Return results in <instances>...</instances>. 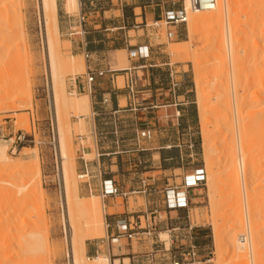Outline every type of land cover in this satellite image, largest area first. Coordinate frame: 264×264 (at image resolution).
<instances>
[{
	"label": "rangeland",
	"instance_id": "rangeland-1",
	"mask_svg": "<svg viewBox=\"0 0 264 264\" xmlns=\"http://www.w3.org/2000/svg\"><path fill=\"white\" fill-rule=\"evenodd\" d=\"M126 1L132 5H136L141 2V0ZM134 1L136 3H134ZM38 2L39 0H14L13 3V8L17 7V10L16 8L14 10L16 13H18V15H20V18L18 19V32L14 35L11 42V48H13L12 51L16 49L14 51V56L16 57L13 56L15 59V66H12V71H6L3 73L4 75L0 74L2 75L0 76V89H3V94L0 95V103L3 102L4 104V108L0 110V146H8L7 153L12 160V163L14 162L16 164H20L23 160H27L23 161L27 164H32L35 149L37 150V152H39L38 154L41 168V181L45 194L43 195V197L40 196V193L38 192H36L35 194L32 192L30 193L29 198V195L23 194L24 196H27L25 198L28 203V205L26 206L27 210H25L24 214H30L32 211V214L30 215L33 216L34 220L32 219L31 222H28V225L31 226L21 227L19 221L12 223L9 220V213L11 211V208L17 205L21 197V194H18V186H21L28 182L25 172H23L20 167H17L15 168V170H13V174L10 177V180L13 182V184H10L11 186L9 184L5 186L7 187L9 185V188L7 189H9L10 191L17 188V190L15 189L14 192L12 191L14 195L12 194L10 197H14L15 195L16 196L13 199H10V192H8V190L6 189L7 192L5 190L4 191L7 194L9 193L8 199L6 194H4V191L2 190V192L0 190V243L7 238H11L15 234L13 237H15V239L17 238L16 241H21L22 246L27 244L28 247V243H34V241L36 240H29L28 242V240H23L21 236L23 235L26 238V234H28L29 231L33 230L36 233L40 234L39 237H44L40 239H44V241L46 240L47 243H44L43 241L39 245V249L37 251L22 250L11 260L5 258L8 255V251H11L10 247L5 248L0 246V264H17V260L23 257H29L30 264H70V251L72 246L71 243L67 240L65 226L63 223L64 217L66 216L67 212L66 204L62 199L63 180L60 175L62 167L60 165V162L58 161V148L55 152L53 144V132H55L57 135V122L51 109L50 87H52V82L48 67L49 61L47 58V51H45V45H43L44 40L42 37V24L40 22L41 20H39L40 15L38 14ZM173 2L175 4V8H178L183 4V0H171L166 2L165 4H172ZM109 6L110 4H108V7ZM118 6L119 5H115L114 8L116 9ZM135 12L139 17L137 20V22L139 23L138 28L132 27L130 29L127 28L125 31L122 29L103 32L107 34L105 36H108L106 37L109 41L108 46L115 47L116 44L110 42L111 40H118L120 42H123L124 44H127L128 46L125 53L115 52L111 53V55H107V57H105L104 63L108 68H111L113 70L121 68H133L135 66L137 67L139 65H144L145 67H137L135 70H133L138 71L136 73L139 78L138 89L151 88L152 91L155 92L158 87L166 86L170 82H175L176 84H178L175 92L176 96L185 93L186 97L185 99L181 98V102H186V107L189 109L188 111H185V113L181 112L179 121L178 123H176L177 121H175L176 124L174 126L171 125L172 121L170 119H161L159 122H157L161 124V127L159 129L156 128L154 135L150 140L142 137L138 139V134L142 131L143 128L146 129L145 125H138L144 124L146 119L145 115L141 114L140 119H137L135 117H133L132 119L131 117H123V129L117 123L113 129L114 134L112 135L114 139H123V147H112L111 145H105L104 149L100 150L101 152L118 151L121 158H116V163L114 161V165L117 164L118 166L110 167L111 162L108 159H110L113 155L111 157H101V162H105V167H107L108 173L110 172V170H113L112 174H118L122 172H147L145 176L149 179L160 178V182L154 185L155 187H158L157 190L160 191L165 187V182H169L170 184H179L185 174H189L194 168L198 166L205 167L206 175L208 176V164H206L207 161L203 153L204 146L196 97L197 93L195 81V63L198 61L197 64L200 68L205 67V70H202L204 76H209L212 79L215 74L214 68H224L228 64L229 60H227V56L225 57L220 53L218 54V52L215 53L213 51H204V48L209 46L212 40L211 36L214 34V29H209V26L200 25L199 27L192 29V32L187 23V25H183L180 27V35L178 37L169 39L167 37L169 29L166 27L164 22H161L157 27L151 24V22L148 23L149 25H146L145 22L141 23V10L139 12L136 10ZM241 12L239 13L241 17L240 20L244 19V13L242 14ZM19 13L23 14L22 17ZM73 13L77 14L78 11H75ZM113 14H118V12H109L105 13L104 15L102 14V16H105V21H109L112 18H115L113 17ZM90 21L92 20L89 19L85 29L86 31L90 30L91 32H93V25L89 24ZM159 21H162V18L159 19ZM20 22H23L22 25ZM95 26L99 28L98 24H96ZM21 28L22 31H19V29L21 30ZM76 30L81 31L80 28H76ZM71 32L74 31L71 30ZM70 33L64 34L60 32L59 34L62 40L61 45L65 56L67 57L68 54L71 53L75 55L77 59L81 58L85 61L84 55H77L71 51V46L70 48L66 46V42L70 43L71 38L79 37L78 34L70 35ZM252 37H255L256 41H254ZM15 38L17 39L15 40ZM262 39L263 38L259 36L258 41L257 35H251V38L249 36L246 42H239L240 53L238 54V56H240V62L242 61L243 64H246L245 60H248L249 58L251 59V55L253 54V52H255L256 50L261 52V50H263L264 39ZM253 44L256 48L253 47ZM143 46H147L149 48L150 55L148 58H146V61L139 62L135 59L136 56L134 55V51L135 49ZM68 51H70V53ZM206 56L208 58H206ZM201 57H204V59H202ZM205 59L210 62H207L209 64V67L207 63L203 64ZM199 63H201L203 66ZM205 65H207V68H210V70L208 69L209 71H207ZM260 65L263 66V62L259 63V68L261 67ZM242 69L243 68H241L238 72V75L240 77L244 76L243 74L247 73V71L245 72V70ZM85 73L86 71L77 73L75 76L71 74L66 75L65 92L69 98L74 97V94L82 95L77 93L76 90L71 89V85L75 79L84 76ZM117 73L119 74L120 72ZM104 75L105 74H103L102 76ZM147 77H154L155 83L150 82V85H148L147 81H144ZM205 80H207L208 82L209 78H206ZM161 83H164V85H161ZM125 84L127 85L126 77L120 76L117 78L116 86L123 87L125 86ZM18 86L20 87V89L16 88ZM5 89H7L8 91ZM251 90L254 91V89ZM251 90L245 89L240 92V95H242V97L244 96L243 98L246 99L244 103L245 110H248L250 106L249 102L251 101ZM157 93L159 94V102L157 104L159 106L166 105V100L169 98V95H166L167 91L159 90L157 91ZM223 98L224 97L212 99V97H207L206 101L210 104L213 103L211 104L213 110L220 109L221 112L226 113L228 114V116H230V113L233 109L232 105L227 106L229 107L230 111L228 108H226V106L219 105L221 101H223ZM214 99L215 101L217 100V103L214 101ZM140 102L142 101L139 100L138 103ZM120 104L122 106L126 105V102L125 100H123V98H121ZM64 105L65 106L62 105L61 107L60 117H62L61 120L62 122H64V124L68 123L71 126V128H68L65 124V127L68 131H70L69 134H71L72 138L69 140V144L71 146L69 149L71 151H69V153L70 155H72L71 157L75 161V177L79 187V193H77V195L86 199L89 198L91 194L99 196V194L95 191L91 192L88 190L86 194L81 193L80 188L85 185L84 182L85 180H88V178L81 179L78 177V175L82 173L79 170L78 158L81 156L79 146L82 141L81 139L92 137L89 129L87 128L90 119L92 118V114L89 113L83 116L85 121L83 122L84 132L89 134V136L84 132H79L77 128V125L79 123L78 118L72 113L68 104ZM66 105H68V107ZM133 107L135 106L133 105ZM222 107H224V110H222ZM182 118H187V125H189L190 128H188V126H182ZM231 121L227 124V128L226 126H224V128L222 127V130L219 131L213 129L211 143L216 144H213L216 153L213 154L211 163L213 161V163H215L216 160L218 161L225 148L229 146L231 142H233V138L235 139L234 132L232 133L229 131V126L231 125V123H233V121ZM164 128H166V130H164ZM231 128L233 127L231 126ZM226 130H228V132ZM21 132H24L25 134V138L23 140L18 139V136L21 135ZM254 133L255 131L250 133L251 135L249 134L247 136V139L251 138ZM252 138L253 152L256 156L255 160L257 163L264 167V156H262V154L264 153L263 138L261 135L257 137L253 136ZM133 139H135L136 141L134 142ZM189 143L193 144V149H189L185 146V144ZM166 144L181 145V147H177L178 152L174 156V159L169 161L170 163L168 164L170 165L168 166L171 168H168L167 170H165L163 163H161V160L159 159V155L157 153L161 150L160 147ZM55 145H57V143H55ZM94 159L95 155L86 158V160L89 161V164H91ZM220 177L221 175H219V178ZM92 183L94 182L92 181ZM32 184L29 185L31 186ZM227 184L226 181L221 182L220 178L215 183L214 190L211 191L209 190V187L207 186L205 181L202 186L196 188V190L191 192L192 203L190 204V208L187 212L182 214V218H184V222H186V224L182 226V228L178 232L184 235L187 234L189 236V242L178 244L179 246H197L198 254L200 255H198V258H196L195 260L197 264H250L249 254H247L248 259H241V257L238 256L237 252H235L233 248L228 249L227 247L226 249V246H224V242H221L219 243L220 245H218V242L216 240V233L219 234L220 232L219 237L221 236L223 237V239L229 237L231 238L240 229V227L236 223H234V219L232 217V212L235 207L234 203L236 202L233 201V199H236V194L235 191H232L229 184ZM241 191L242 187L240 188V192ZM233 193L235 195H233ZM25 194H27V192H25ZM74 195H76V193L73 194V197H75ZM211 195L215 196L213 197V199L215 200L214 205L211 203ZM157 196V194L153 195L151 197V201H157L160 198H158ZM129 197V208H126V211L129 210L131 212H135L144 205V199L141 194H132ZM117 203H120V205L115 208H109V210L107 209V212L109 214L115 212H123L125 210L124 205H121V198L117 200ZM214 223L216 226L214 225ZM233 224L237 226L232 227L231 225ZM10 228L13 229L10 230ZM78 230L79 231L77 233V237L80 239H85V250L86 243L90 242L94 246L102 245L101 247L103 250V254L106 253L105 247L102 244V241L105 237L90 239L89 237H86V232H84L81 228ZM158 231L161 232V238L166 240V242L168 243L169 237L167 232L164 229ZM21 232L23 233L21 234V236H19V233ZM17 233L18 235H16ZM153 240H155L154 236H146L145 239L139 242L134 241L132 245L131 242L123 240V245L125 247L124 252H127L129 248H132V246L134 251H144L147 249L149 250L150 245L153 243ZM221 244H223L224 248H222L223 246ZM85 256L94 257L96 255L93 256L86 251ZM88 263L90 264L89 260Z\"/></svg>",
	"mask_w": 264,
	"mask_h": 264
},
{
	"label": "bare ground",
	"instance_id": "bare-ground-1",
	"mask_svg": "<svg viewBox=\"0 0 264 264\" xmlns=\"http://www.w3.org/2000/svg\"><path fill=\"white\" fill-rule=\"evenodd\" d=\"M13 3L14 0H0V74H3L9 70L12 71V66L14 65L15 60L14 57H16L14 56V51L16 49L12 51L13 48H11V42L14 35L18 32V19L20 18V15L15 12L14 9L16 8L17 10V7L13 8ZM37 6L39 12L38 14L40 15H38L40 17L39 20H41L40 22L42 24V37L44 40L43 45H45V51H47V58L49 61L48 67L52 82V87H50V101L51 109L57 122L56 146L58 148V161L62 167L60 171V175L63 180L62 199L66 204L67 212L63 223L65 226L67 240L72 246L70 251V264H89L88 260L90 261V264H113L111 261V255L108 252L105 254L101 252L94 257H86L84 244L85 239H80L77 237V233L79 231L78 229L80 228L86 232V237H89L90 239L107 237V211L101 196L91 194L90 197L86 199L77 195V193H79V187L75 177V161L71 157L72 155L69 153V151H71L69 150L71 147L69 140L72 138L71 134H69L70 131L66 129L65 124L68 128H71V126L68 123L64 124V122L61 120L62 117H60L62 105L65 106L64 104H68L72 113L78 118L80 123L79 132H84L83 122L85 121L83 116L93 113L91 97L88 92L82 95H76L73 92L74 97L69 98L65 92V77L67 74L75 76L77 73L85 72L87 68L86 62L84 59H77V57L71 54L70 51H68L70 54H68L67 57L63 52L61 45L62 40L59 35L60 31L57 17V0H39ZM64 7L69 13H73L75 11L79 12L80 1L64 0ZM184 7L188 13V25L190 30L195 29L200 25H206L209 26V29H214V34L212 36L210 35L212 40L210 39L211 42L209 41L210 44L204 48V51H213L215 53L218 52V54L220 53L225 57L227 56L228 59H226L229 60L228 64L224 68H214L215 74L212 79L209 76H204L202 70L205 67L200 68L197 64L198 61L195 63L196 97L204 146L203 153L207 161L206 164H208L207 171L209 172L208 176L206 177V184L209 187V190L212 191L214 190L215 183L221 178V182L226 181V184H229L232 191H235L236 195L234 193L233 195L236 196V199H233V201L236 202L234 203L235 207L232 212V217L234 219V223L240 227L238 232H236L231 238L229 237L223 239V237H219L220 232L219 234L216 233V240L218 245H220L219 243L224 242L226 249L227 247L228 249L233 248V250L237 252L241 259L245 260L247 258V254H249L250 264H262L264 263V167L255 160L256 156L253 152L252 137L261 135L264 141V65L261 66V64V67L259 68V63L263 62L264 64V47L263 50H261V52L263 51L261 53L255 49L256 47L253 44V47H255L254 49L256 51L251 55V59L249 58L250 56L248 57L250 60H245L246 64H243L242 61L240 62V56H238V54L240 53L239 42H246L249 36L251 38V35H257L258 41L259 36L264 39V0H218L217 7L203 11L191 10L189 0H184ZM240 12L242 14L244 13V19L240 20ZM22 15L23 14H21V17ZM22 28L21 30L19 29V31H22ZM16 39L17 38H15V40ZM253 39L256 41L255 37ZM66 46L70 48L71 45L69 42H66ZM206 58L208 57L206 56ZM202 59H204V57ZM207 62L208 61L205 59L203 64H206ZM199 64L202 65L201 63ZM205 66L207 68V65ZM241 68H243L245 72L247 71V73L240 77L238 72ZM208 69L210 70V68H207V71H209ZM205 77L209 78L208 82L205 80ZM16 88L20 89L19 86ZM245 89H254V91L251 90V101L249 102L250 106L248 110L244 109V103L246 99L243 98L244 96L242 97V95H240V92ZM1 94H3L2 88L0 89V95ZM207 97H212V99L224 97L223 101H221L223 104L220 103L219 105L226 106L228 109L229 107L227 106L232 105L233 109L230 113V116L221 112L220 109L213 110L211 105L213 103L210 104L207 102ZM3 105V102L0 103V110L4 108ZM68 105L66 106L68 107ZM223 108L224 107H222V110H224ZM231 119L233 123H231L229 127L231 128L232 126L233 128H229V131L232 133L234 132L235 139L233 138V142H231L229 146L225 148V150L223 149L224 152L223 154L221 153L222 155L218 161L216 160L217 162L215 161V163H213V161L211 163V158L213 154L216 153V150L213 147L214 143H211L213 129L219 131L222 130V127L224 128V126L227 128V124L231 121ZM226 131L228 132V130ZM254 131V135H252L251 138L248 137L249 139H247V136ZM94 138L87 137L86 139H81L82 141L79 148L83 158H87L92 155L98 156L97 143H95L96 140ZM7 150V145L2 147L0 146V184L2 183L0 185V190L6 191V189L9 188L8 186L13 184V182L10 180V177L13 174V170H15L17 167H20L23 172H25V175L28 179L27 183L18 186V194H21V197L17 205L11 208L9 220L12 223L19 221L21 227L31 226L28 225V222H31L33 219V216L30 215L32 214V211L30 214H24L25 210H27L26 206L28 205L25 198L27 196L24 195H29V198L30 193L32 192L34 194L38 192L40 193V196L45 194L41 181L39 152H37L35 149L32 164L23 162L27 160H23L20 164H16L14 162L13 164L7 153ZM262 156H264V153ZM219 175H221L220 178ZM78 177L81 178V174L78 175ZM85 178L87 177H83V179ZM7 184L9 185L6 187L5 185ZM29 184L32 185L30 186ZM241 187L242 191L240 192ZM15 189L17 190V188ZM7 190L10 192V195L9 193H6L7 191H4V194H6L7 197L9 195L10 197L14 190H12L13 192L9 189ZM25 192H27V194H25ZM74 193H76V195H74L75 197H73ZM212 195L211 203L214 205L215 200L213 197L215 196ZM14 197H10V199H13ZM231 226L236 227L234 224ZM12 229L13 228H10V230ZM22 233L23 232L19 233V236H21ZM38 234L39 233H36L33 230L26 234V238L23 235L21 236L23 240H28V242L29 240H36L34 243H28V247L27 244L22 246L21 241H16L17 238L15 239V237H13L15 234L11 238H7L5 240L3 239L4 241H1L0 246L5 248L10 247L11 250L8 251V255H5L6 257H4L8 260H11L22 250L37 251L39 249V245L44 241V239H40L44 237H39L40 234ZM16 235H18V233ZM44 243H47V241L45 240ZM221 245L223 246V244ZM224 246L222 248H224ZM17 261V264H30L29 257H23ZM114 264H120L119 260L115 259ZM123 264H130L129 259L125 258Z\"/></svg>",
	"mask_w": 264,
	"mask_h": 264
},
{
	"label": "crops",
	"instance_id": "crops-1",
	"mask_svg": "<svg viewBox=\"0 0 264 264\" xmlns=\"http://www.w3.org/2000/svg\"><path fill=\"white\" fill-rule=\"evenodd\" d=\"M79 1L80 10L77 14H74L69 13L65 10L64 0H57V17L59 31L64 34H69L71 30L76 27L79 14L85 16L86 20L83 23L84 35L79 36L78 38H71L70 45L71 51L77 55H84L85 52L90 53L91 58L85 60V62L87 65V70L94 75V81L91 84V88H88V86L86 85L84 76L78 77L77 80L74 81L71 85V89L76 90L79 94H86L88 92L91 97L93 113L87 128L89 129L91 136L93 138L95 137L94 139L96 141H94L95 143H97V150L100 154L99 157L95 156V159L91 164H89V161L86 160V158H82L81 156L78 158L79 170L82 173L88 172L90 176L88 183L84 182L85 185L80 188V192L86 194L89 190L91 192L95 191L99 194V184L101 179H112L118 186L120 194L115 197L106 199V207L108 210L109 208L117 207L118 205H120V203H117V200L121 198V205H124L125 210L123 212H115L112 214H109L107 212L108 215L106 218L108 223L110 224V231L115 229L116 222L123 219H140L141 221L145 220L146 223L149 224L152 220H154L158 223V230L164 229L165 231L167 228L169 229L176 226H183L186 224V222H184L182 214L187 212L190 207L188 209L173 210H169L165 207V205L163 204V189L167 186V184H170L169 182H165V187L162 190L158 191V187H155L154 185L160 182V178L149 179L145 176L147 172H122L118 174H112L113 170H110V172L108 173L107 167H105V162H101V157H111L113 155L110 159H108L111 162L110 167H113L118 166L117 164L114 165V161L116 163V158H121V156H119L118 151H100L101 149H104L105 145H111L112 147H123V139H114L112 136L114 134L113 129L117 123L123 129V117H131V119L135 117L137 119H140L141 114L145 115L146 119L144 124L138 125H145L147 129H150L152 138L156 128L159 129L161 127V124L157 122H159L161 119H170L172 121L171 125L174 126L176 123H178L181 112L185 113V111H188L189 108L186 107V102H181V98L185 99L186 94L183 93L176 96V90L172 91L171 89V82L166 86L158 87L155 92H153L151 88L138 89L139 78L136 74L138 71L133 70H135L137 67H145L144 65H139L137 67L135 66L131 68L133 71L132 74L136 79L137 91L136 97L133 99L130 97L129 89L127 86L128 82L127 85L125 84V86L123 87L116 86L118 77L122 76L126 77L127 79L125 70L129 68L113 70L111 68H108L104 63L105 57H107V55H111V53L115 52L125 53L128 46L127 44H124L123 42H120L118 40L110 41L116 44L115 47L108 46L109 41L106 38L108 36H105L107 34L103 32L122 29L125 31L127 28L130 29L132 27L138 28L139 23L137 22V20L139 17L135 12L136 10L138 12L141 10V23H152L161 19L166 10L175 8V4L174 2L172 4H165L166 2L171 0H141V2L136 5L129 4L126 0ZM134 3L136 2L134 1ZM108 4H110L109 7ZM115 5L119 6L115 9ZM109 12H118V14H113V17L115 18H112L109 21H105V16H102V14L104 15L105 13ZM89 19L92 20L89 22V24L93 25V32H91L90 30L86 31L85 29ZM96 24L99 25V28L95 26ZM136 50L137 49H135V51ZM135 59L139 62H144L147 60L138 56H136ZM117 72L120 73L118 74ZM103 74L105 75L102 76ZM144 81H147L148 85H150V82L155 83L154 77H147ZM161 85H164V83H161ZM159 90H166V95H169V98L166 100L167 104L164 106H159L157 104L159 102V94L157 93V91ZM106 98L108 99V101L104 102V99ZM121 98L125 100V106H122L120 104ZM139 100H141L142 102L138 103ZM133 105L135 107H133ZM177 110H180L179 117L176 116ZM175 121L177 122L175 123ZM181 121L182 126H188V128H190L189 125H187V118H182ZM77 128L80 131V123H78ZM142 130H144V128ZM164 130H166V128H164ZM139 138L140 136L138 135V139ZM133 141L135 142L136 140L133 139ZM191 144L192 143L185 144V146L190 149ZM177 147H181V145L166 144L164 146H161V150L157 152L165 170L171 168L168 166L170 165L168 163H170L169 161L173 160L174 156L177 154ZM92 181L94 183H92ZM143 185H146L147 190L146 193L141 194L144 199V205L135 212H131L129 210L126 211V208H129V198L123 197V193H130L133 190L142 188ZM156 194L158 195L157 197L160 198L157 201L152 202L151 197ZM146 216L148 217V219L146 218ZM101 246L102 245L94 246L89 242L86 243V251L94 256L103 252ZM125 258L129 259L130 264H141V261L145 260V256L141 257L139 256V254H133L131 251L124 254L122 251L118 257H111V261L114 264L115 259H118L120 264H123Z\"/></svg>",
	"mask_w": 264,
	"mask_h": 264
},
{
	"label": "built area",
	"instance_id": "built-area-1",
	"mask_svg": "<svg viewBox=\"0 0 264 264\" xmlns=\"http://www.w3.org/2000/svg\"><path fill=\"white\" fill-rule=\"evenodd\" d=\"M189 2L191 10L195 11L214 9L218 5V0H189ZM85 20V16L79 14L76 27L72 29V31L74 32H71L70 35L78 34L79 36H83V23L85 22ZM161 22H164L166 27L169 29L167 33V37L169 39L178 37L180 35V27L183 25H187L188 23V13L184 7V0L183 4L180 7L166 10L162 16V21L157 20L152 22L151 24L157 27ZM76 28H80L81 31L76 30ZM134 55L146 59L150 55L149 48L147 46L139 47L136 51H134ZM84 57L85 60H88L91 58V55L90 53L85 52ZM125 72L127 74V86L129 89L130 97L134 99L137 94L136 79L132 74L131 68L125 70ZM84 78V81L88 88H91V84L94 81V75L90 71L86 70ZM76 80L77 79H75L74 81ZM177 85L178 84H176L175 82H171L172 91L176 90ZM107 101V98L104 99V102ZM176 116H180V110L176 111ZM138 135L142 138L150 139L152 133L150 129L146 128L142 130ZM24 138L25 134L24 132H21V135L18 136V139L23 140ZM55 143L56 133L53 132L54 151L56 152L57 146L55 145ZM190 149H193V144H191ZM99 156L100 154L98 152L97 157ZM206 176L207 175L205 167L198 166L194 168L189 174H185L179 184H167V186L163 189V204L165 205V207L169 210L188 209L192 200L191 192L204 184V182L206 181ZM83 177L88 178V180H85V183H88L90 178L89 173H81V179H83ZM119 192L120 191L118 186L112 179L100 180L99 196L102 197L105 206L106 199L119 195ZM146 192V185H143L142 188L133 190L130 193H123V197L130 198L129 196L132 194H144ZM107 215L108 213L106 214V217ZM146 218L148 219L147 216ZM181 228L182 226H176L166 229L169 237L167 244L166 240L161 238V233L158 231V223L154 220H152L150 224L146 223L145 220L141 221L140 219L119 220L115 224V229L111 231L110 224L107 221L108 236L103 239L102 244L105 247V252H108L112 258L118 257L122 251L124 254L131 251L133 254H139V256L141 257L145 256V260L141 261V264H197L195 261L199 255L197 246H179L178 244L189 242V236L187 234L184 235L178 232ZM146 236L155 237V240L152 241L153 243L150 245L149 250L147 249L144 251H134L132 246V248H129L127 252H124L125 247L123 245V240L131 242L132 245L134 241L139 242L145 239Z\"/></svg>",
	"mask_w": 264,
	"mask_h": 264
}]
</instances>
